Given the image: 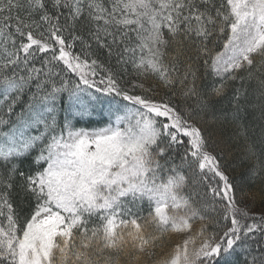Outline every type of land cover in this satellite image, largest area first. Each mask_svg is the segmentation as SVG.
I'll return each mask as SVG.
<instances>
[{"label": "snow or ice", "instance_id": "obj_1", "mask_svg": "<svg viewBox=\"0 0 264 264\" xmlns=\"http://www.w3.org/2000/svg\"><path fill=\"white\" fill-rule=\"evenodd\" d=\"M229 92L261 176L264 0H0V264H264V206L221 170Z\"/></svg>", "mask_w": 264, "mask_h": 264}, {"label": "trees", "instance_id": "obj_2", "mask_svg": "<svg viewBox=\"0 0 264 264\" xmlns=\"http://www.w3.org/2000/svg\"><path fill=\"white\" fill-rule=\"evenodd\" d=\"M21 17L24 16V13H19ZM19 42V38H18ZM222 46H217L216 51H220ZM81 50V45L77 42V45L74 49L75 52H79ZM43 58V54H39L37 57V66H39V60ZM67 78L75 79V75L72 73L66 74ZM133 77H129L131 79ZM151 79V78H150ZM204 89L210 90L214 83H219V79L215 78L211 75H208L200 82ZM138 93V90H137ZM167 95L164 90L160 91V96ZM231 92H229L228 96L224 97L223 99L217 98L215 100V106L218 112L219 119L216 121L214 127L219 129L222 136L225 138L226 142L230 145V149L226 152L224 158L220 161L222 165V171L225 172L226 175L229 177L230 183L234 185L235 188V195L238 202L241 203V206L245 204L251 203L253 197L256 199V204L252 207V212L259 213L261 207V197H264V179H261V176H264V173H261V176H254L252 174V168L254 164V158H249L244 149H245V137L241 135V130L238 127V122L232 116V107L229 103V96ZM244 125L248 127V141L254 142L257 146L258 154H261V160H264V137L261 135V127L262 122L259 120L258 113L256 114V118L254 119L252 115H248L245 120L243 121ZM77 127H88L93 128L94 126H98V123L93 121H88L87 123L81 122L76 125ZM101 126V125H100ZM4 130L6 131L7 128L5 127ZM209 151H213L214 153H218V149L215 148L213 145L209 146ZM182 151V149H181ZM35 153H33V156ZM31 159V157H29ZM19 163V161H14ZM29 166L28 160H24L23 167L27 168ZM2 171V168H0ZM191 175V173H188ZM211 176V174H209ZM192 179L197 181L196 186L192 185L190 180L189 187L186 191H195L199 192L203 195L207 189L205 188V183L207 181H201L199 175L192 176ZM216 182H219L220 186H222V181H219V178H215ZM215 183V182H214ZM246 193L247 198L241 201L242 195ZM13 199L18 201L20 197L18 193H13ZM144 214H147V205L144 206ZM212 229H210L211 231ZM167 240L168 238L165 237ZM171 239L173 241L181 239L179 236H172ZM168 249L165 248V251Z\"/></svg>", "mask_w": 264, "mask_h": 264}, {"label": "bare ground", "instance_id": "obj_3", "mask_svg": "<svg viewBox=\"0 0 264 264\" xmlns=\"http://www.w3.org/2000/svg\"><path fill=\"white\" fill-rule=\"evenodd\" d=\"M110 99V98H109ZM105 111L103 110V108L101 109V113H104ZM101 113H97L95 114L91 120L89 121H93L98 123V125H103L104 123H106L108 121V117L106 115H100ZM99 114V115H98ZM257 213V212H256Z\"/></svg>", "mask_w": 264, "mask_h": 264}, {"label": "rangeland", "instance_id": "obj_4", "mask_svg": "<svg viewBox=\"0 0 264 264\" xmlns=\"http://www.w3.org/2000/svg\"><path fill=\"white\" fill-rule=\"evenodd\" d=\"M106 104L102 107L103 109L104 108H106ZM99 115V114H98ZM100 115H106L107 116V113H106V111L104 112V113H102V114H100ZM108 123V121L106 122V123H104L103 125H101V126H99V127H104L106 124ZM98 126H94L93 128H99ZM86 128H88V127H86ZM248 204V203H247Z\"/></svg>", "mask_w": 264, "mask_h": 264}]
</instances>
